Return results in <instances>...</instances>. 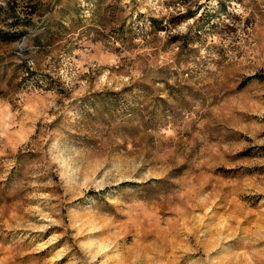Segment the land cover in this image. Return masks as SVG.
<instances>
[{
	"label": "rangeland",
	"instance_id": "374dc122",
	"mask_svg": "<svg viewBox=\"0 0 264 264\" xmlns=\"http://www.w3.org/2000/svg\"><path fill=\"white\" fill-rule=\"evenodd\" d=\"M0 264H264V0H0Z\"/></svg>",
	"mask_w": 264,
	"mask_h": 264
}]
</instances>
